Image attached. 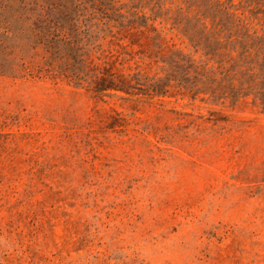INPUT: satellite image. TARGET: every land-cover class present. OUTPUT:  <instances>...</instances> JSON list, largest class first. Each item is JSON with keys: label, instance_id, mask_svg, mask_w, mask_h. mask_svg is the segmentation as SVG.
Wrapping results in <instances>:
<instances>
[{"label": "rangeland", "instance_id": "1", "mask_svg": "<svg viewBox=\"0 0 264 264\" xmlns=\"http://www.w3.org/2000/svg\"><path fill=\"white\" fill-rule=\"evenodd\" d=\"M155 36L89 44L91 85L43 49L0 74V264H264V111L183 87L194 49Z\"/></svg>", "mask_w": 264, "mask_h": 264}, {"label": "trees", "instance_id": "2", "mask_svg": "<svg viewBox=\"0 0 264 264\" xmlns=\"http://www.w3.org/2000/svg\"><path fill=\"white\" fill-rule=\"evenodd\" d=\"M148 26L158 48L169 30L194 49L193 55L175 50L165 61L183 87L218 103L251 99L264 111V0H129L121 6L114 0H0V74L17 70L18 51L43 49L47 71L91 85L88 45L100 50L98 39ZM136 79L142 83L140 74Z\"/></svg>", "mask_w": 264, "mask_h": 264}]
</instances>
